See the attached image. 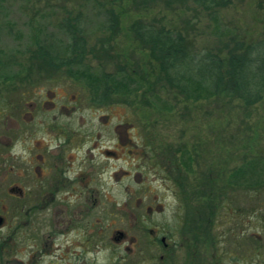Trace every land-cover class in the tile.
Wrapping results in <instances>:
<instances>
[{"label":"rangeland","instance_id":"obj_1","mask_svg":"<svg viewBox=\"0 0 264 264\" xmlns=\"http://www.w3.org/2000/svg\"><path fill=\"white\" fill-rule=\"evenodd\" d=\"M191 8L192 6H167L165 2H160L140 11L134 8L132 0H0V61L3 65L11 62L13 67L15 65L14 70L20 72L22 66L30 62L31 54L28 52L34 47L32 40L53 41L54 38L49 34H54L64 47L65 38L57 35V26L72 17L80 20L86 33L85 57L89 61L88 72L101 77L100 81L105 80L107 74L114 75L115 80L113 104L108 106L93 104L89 101L92 93L86 87L89 85L83 79L66 75H57L49 82H38L33 88L25 85L27 80L17 82L13 79V82L6 81L0 85V156L7 155L10 151L15 155L4 161L0 159V215L7 222L3 235L10 233L21 221H26L23 216L25 212L20 210L22 218L19 217L18 220L19 215L14 209L18 201L9 195L8 190L13 185H19L26 193H32L34 180L25 177L36 171L40 165L38 157H45L46 146L49 145L51 152L58 150L49 134L57 136V130L65 123L69 124L66 133L77 134L73 141L79 139L82 144L89 146L92 135L91 138L97 142L99 149L115 155L104 159L94 154L92 162L86 159L81 171H89L93 176L99 172H103L105 176L116 173L119 177L109 180L112 187H103L98 192L99 203L92 215L82 219L81 223L89 225L96 221L98 237L111 247H114V243L110 241L109 234L113 231H124L128 238L138 241L135 255L124 254V259L117 261V264H188L185 242L184 247H180L177 240L176 253L170 259L162 261L159 259L161 248L152 249L151 258L144 248L148 235L141 229L143 208L157 210V205L161 206V211L151 219L162 225L174 226L179 214L178 220H181V210L185 209V204H175L171 190L167 188L170 183L155 176L153 169L145 166L143 175H137L142 166L137 159L146 152L142 145L152 146L156 156L154 160L158 162L160 146L175 147L181 144L189 148L197 146L198 149L200 147L196 142L202 141L199 143H203L204 147L210 146L212 154L220 157H215L214 160L221 159L232 168L236 163H241L240 157L244 153L243 149L236 151L230 145L235 139L246 148L254 146L253 150L264 158L263 104L259 103L245 110L237 98L223 94H206L197 101L175 103L168 86L147 83V80L158 83L162 79L148 50L139 45L130 31L131 24L140 18L147 24L153 23L157 27L164 26L168 31L182 33L195 51L219 54L222 58L227 57L226 52L233 49L235 43L242 46L264 41V0H232L228 7L218 10L215 19L199 9L194 11ZM110 10L119 16L118 25L114 29H109L105 23L108 16L106 13ZM102 47L105 48V53L101 51ZM107 54L113 56L112 61L107 58ZM62 69L68 70L66 66ZM70 69L71 66L68 71ZM61 72L65 74L64 71ZM122 80L126 85H119ZM12 87L17 93H13ZM131 88L136 91L129 97ZM97 92L98 89L93 96L95 99ZM127 96L130 104L125 103ZM51 101L55 103V111H51ZM32 102L36 109L31 120L29 105ZM16 104L19 107L18 116L13 110ZM63 107L70 111H62ZM76 107H80V112L74 114ZM61 113L67 116H60ZM154 123L157 127L152 129L150 124ZM27 131L33 133L29 137L32 139L30 151L21 147L19 142L14 145L13 150L6 148L7 145L14 144L19 135L28 134ZM114 131L116 134L113 135ZM125 132L132 151L128 158L122 152L123 146L119 142L121 134L124 135ZM249 144L251 146L248 147ZM87 147H84V151ZM176 157L175 155L170 159L172 165V159ZM51 159L48 158V162L41 167H51ZM193 169L194 174L201 171L199 166H194ZM129 170L133 173L131 186L127 179H120L123 172ZM235 191L234 189L232 192L233 203L230 199L224 207L227 212L225 209L219 211L221 218L219 224H215L214 232L219 237L220 250L217 253L210 251L207 259L197 257L203 264H219L220 259L223 264H264V189H248L247 193L241 189ZM87 199H90L89 194L83 190L80 202L84 214L87 212ZM120 203L123 205H119ZM53 211L35 212V251L40 249L43 237L48 233L46 227L56 218L52 217ZM29 229L30 227L24 226L18 231L23 235L18 238L23 244L26 243ZM253 236L257 238L253 240ZM121 247L124 253L126 246ZM107 252L101 250L96 255L97 264H111L108 263ZM137 252L140 254H136Z\"/></svg>","mask_w":264,"mask_h":264},{"label":"trees","instance_id":"obj_2","mask_svg":"<svg viewBox=\"0 0 264 264\" xmlns=\"http://www.w3.org/2000/svg\"><path fill=\"white\" fill-rule=\"evenodd\" d=\"M160 2H165L167 6L178 5L180 8L192 6V10L199 9L215 19L218 10L228 7L232 0H132L134 8L140 11L146 10L153 3ZM106 15L108 16L105 23L109 29L117 27L118 14L110 10ZM57 27V35L65 38L64 47L54 34H49L54 38L53 41L32 40L34 47L28 52L31 54L30 62L22 66L20 72L14 70L15 65L13 67L11 62L3 65L0 61V85L6 81L13 82V79L17 82L27 80L25 85L33 88L38 82L46 80L49 82L57 75L61 77L66 75L74 79H83L89 85L86 87L92 93L89 98L92 103L100 106L113 104L114 75L107 74L105 80L100 81L101 77L88 72L89 61L85 57L87 38L80 20L69 17ZM130 31L136 41H139V45L148 50L163 81V84L162 81L152 83L148 80L147 83L168 86L175 103L197 101L206 94H223V96L237 98L244 105L245 110L259 103L263 104L264 110V41L242 46L235 43L233 49L230 48L226 52L227 57L222 58L219 54L195 51L182 33L168 31L164 26L157 27L153 23L147 24L143 18L134 21ZM101 51L104 52L105 48L102 47ZM107 58L112 61L113 56L107 54ZM63 66H66L68 70L71 66L70 71L62 69ZM4 67L6 68L3 69ZM4 74L9 76H3ZM119 85L124 86L126 82L122 80V84ZM97 89V99H95L93 96ZM11 90L17 93L13 87ZM135 91L136 89L131 88L128 96L130 97V94ZM128 96L125 103L130 104ZM157 112L161 115L159 110ZM262 125L264 129V123ZM150 126L152 129L157 127L155 123ZM199 142L202 141L196 142L200 147L198 149L197 146L189 148L181 145L182 148L177 149L180 150L177 157L173 159L177 168L172 166V172L189 174V176L183 174L177 179L174 178V181L179 183L181 197L185 204L180 234L189 240H182L183 246L184 242L187 245L185 248L188 253L186 257L188 264H203L197 257L207 259L210 251L217 253L220 250L219 237L214 232V228L221 218L219 211L225 209L227 212L224 207L230 199L233 203L234 189L236 191L241 189L245 193L248 189H256V191L264 189V158L253 150L254 146L249 144L248 147H251L246 148L234 139V143L230 145L236 151L243 149L244 153L240 157L241 163H236L229 168L225 161L223 163L221 159L214 160L215 157H220L212 154L210 146L204 147L203 143ZM168 149L171 148L168 147ZM194 166H199L201 171L194 174ZM256 238L253 236V240ZM219 264H223L221 259Z\"/></svg>","mask_w":264,"mask_h":264},{"label":"flooded vegetation","instance_id":"obj_3","mask_svg":"<svg viewBox=\"0 0 264 264\" xmlns=\"http://www.w3.org/2000/svg\"><path fill=\"white\" fill-rule=\"evenodd\" d=\"M74 98L76 99V97ZM75 102L77 103V100ZM50 103L52 108L51 111H55V103L52 101ZM31 104L32 105L29 106L32 115L29 114V119L32 120L36 107L34 102ZM79 108H74V114L80 112ZM96 109L97 108H95V110ZM13 110H15L18 116V104L14 105ZM63 110L67 113L70 111L66 110L65 107L62 108V111ZM61 115L67 116L62 113L60 116ZM68 128L69 124L64 123L63 126L61 125V128L57 130V136L55 134H49L52 139L51 141L57 144L55 148L58 150L51 152L49 145L46 146L45 149L47 152H45V157H38L40 165L37 166L36 171L32 172V175L30 173L25 177V179L30 180L31 178L34 180L35 186L31 189L32 193H26L19 185H13L8 190L9 195L18 201L14 207L19 215L18 220L19 217L22 218L19 212L20 210L25 212L23 216L26 221H21L10 233L3 235V230L7 228V222L5 217L0 215V264H97L96 255L100 253L101 250L108 251V263L117 264L116 262L123 260L127 253L135 255L134 251L139 243L135 238H128L124 231H113L109 234L110 241L112 240L114 243V247H111L108 244L106 245L105 242L98 237L99 233H97L95 229V225H97L96 221H92L89 225L81 223L82 219L89 218L90 215H92V212L99 203V199L97 198L98 192H101L103 187H107L108 189L111 186L109 180H115L119 177L116 173H113L111 176H105L103 172H99L96 176H93L89 171H81L80 168L84 166L85 161L89 159L91 161L94 154L97 156L100 155L104 159H108L110 156L114 157L115 155L112 152L99 149L97 142L91 138L92 135L90 136V145H87L88 147L86 144H82L79 139L78 141H73V138L77 134L66 133ZM55 129L56 127L54 126V130ZM27 133L28 134L23 133L19 135V137L14 140L15 143L7 145L6 148L10 147L13 150L14 145L19 142L21 147L30 151L32 139L29 137H31L33 133L29 131H27ZM114 134H116L115 131L113 135ZM126 134L127 132H125L124 135L121 134V137L119 136V142L121 143V147L123 146L122 152L125 157L128 158L132 151L130 150L131 146L130 143H128L129 138ZM110 135H112V132ZM72 142L74 144H72ZM125 142L126 145H124ZM84 147H87L86 151H84ZM126 147L129 149H126ZM142 147L145 148L146 152H144L143 157L141 156L137 159L138 164L142 165L140 168L141 172H138L137 175H143L142 172H144L145 166L148 169H153L155 176L170 183V186L167 188L171 190L175 204L177 206H179L178 204L180 203L184 205V201L181 197V190L178 185L179 183L178 181H174V178L176 177L177 179L179 175L181 176L183 174L184 176H189V174L172 172V166L175 169L177 168L173 160L175 158L172 159L173 165L170 163V159L178 155L180 150L177 149L182 148L181 144L175 147L168 145L157 146L158 162L154 160L156 156L151 149V145L144 144ZM168 147L171 149L169 150ZM146 148H148V150ZM139 155H141V152H139ZM14 156L13 151H10L7 155L2 154L0 159L4 161ZM48 158H52L51 160H53L54 167L53 165L49 168L41 167V165L48 162ZM51 168H53V170ZM123 173L124 175L120 179H127L128 184L131 186L133 173L130 170ZM136 179L139 178L137 177ZM165 182L163 183L165 184ZM83 190L89 194L90 198L87 199L85 210L87 212L85 214L83 213L80 202ZM121 204L123 205V203L119 205ZM125 205L126 203L124 202V206ZM50 209L54 210L52 217L55 216L56 218L53 220V223H49L48 226L46 224L48 233L43 237L40 249L35 251L36 244L35 235L33 233V224L37 218L35 212H46ZM155 209L157 210H153V208H143V213L141 214V229L148 235L144 243V248L147 250L146 253L150 258L152 257V249L158 250V248H161L162 253L159 259L161 261L168 260L176 253V247L178 245L177 240H179L180 247L183 246L182 240H188L186 236L180 234L183 216L181 215V220H178L179 214L174 226L162 225L151 219L153 215L161 211L162 207L157 205ZM183 211L184 209L181 210V214ZM57 217L59 219H57ZM24 226L30 227L25 238V244L21 242V239H18L19 236H23L19 234L18 231ZM121 245L126 246L124 253ZM136 254L140 253L137 252Z\"/></svg>","mask_w":264,"mask_h":264}]
</instances>
